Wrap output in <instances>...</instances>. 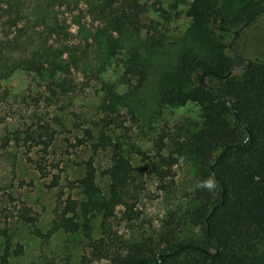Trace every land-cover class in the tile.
<instances>
[{"label": "rangeland", "instance_id": "rangeland-1", "mask_svg": "<svg viewBox=\"0 0 264 264\" xmlns=\"http://www.w3.org/2000/svg\"><path fill=\"white\" fill-rule=\"evenodd\" d=\"M141 1L145 28L114 34V50L107 42L109 28L97 12L101 0H22V19L21 0H0V67H6L0 74V251L5 244L13 250L21 246L9 264H109L108 258L90 253V242L103 234L99 212L86 214L88 228L81 211L75 218L77 230L56 224L63 211L60 202L69 195L83 199L76 180L89 159L102 191L107 183L102 170L114 152L129 160L141 182L133 216L123 215V207L117 206L108 226L124 242L156 240L169 215L181 214L189 204L198 184L194 163L181 160L163 178L151 164L170 148L167 139L157 153L160 135L175 132L176 125L193 130L201 122L194 102L159 103L162 77L176 66L187 34L190 0ZM9 7L17 10L10 27ZM231 10L232 5L224 6L226 13ZM22 26L18 45L5 46ZM230 43V49L245 50L248 58L249 47L264 55V12ZM131 48L147 58L140 87L125 75ZM33 51L34 62H27ZM41 125L51 138L46 152L35 143ZM85 128L91 129V137L76 144L77 137H85ZM98 131L106 133L109 146L94 149ZM36 160L47 165L45 174L36 169ZM53 174H59L55 183ZM181 236L200 239L201 232L183 227Z\"/></svg>", "mask_w": 264, "mask_h": 264}, {"label": "trees", "instance_id": "trees-1", "mask_svg": "<svg viewBox=\"0 0 264 264\" xmlns=\"http://www.w3.org/2000/svg\"><path fill=\"white\" fill-rule=\"evenodd\" d=\"M225 5H232L229 13L224 11ZM145 8L141 0H101L97 12L109 28V47L115 50L118 46L114 34L138 33L145 28L141 19ZM8 11L10 27L17 10L9 7ZM262 12L264 0H190L185 10L190 19L187 34L176 66L162 77L159 103L194 102L200 108L201 122L193 130L176 125L175 132L160 135L157 153L167 139L170 148L166 155L157 154L159 158L151 167L163 178L173 164L191 161L198 184L187 207L181 214L169 215L156 240L127 243L109 233L108 226L117 206L123 207V215L133 216L141 182L129 160L114 152L102 170L107 181L106 191H102L92 161H85L83 175L76 180L83 199L69 195L60 202L63 211L56 224L67 231L77 230L80 223L75 218L81 211L82 224L88 228L86 214L99 212L103 234L89 244L90 253L97 259L108 258L109 264H264V55L249 47L250 61L237 69L245 63L246 51L230 49L231 39ZM23 16L21 0V19ZM23 29L20 27L4 45L16 47ZM34 55L35 51L26 61L34 62ZM17 66H21V59ZM147 70V58L131 48L125 75L135 78L140 87ZM217 95H223L230 105L216 99ZM45 131L37 133L35 143H41L46 152L51 138ZM83 132L85 137H77L76 144L91 137V129ZM109 144L106 133L98 131L94 149ZM34 162L45 174L47 165ZM51 167L58 168V164L51 162ZM58 178L59 174H53L52 182ZM183 227H197L200 239L181 236ZM16 246L15 250L9 244L2 247L0 264H9L11 256L21 251V246Z\"/></svg>", "mask_w": 264, "mask_h": 264}, {"label": "water", "instance_id": "water-1", "mask_svg": "<svg viewBox=\"0 0 264 264\" xmlns=\"http://www.w3.org/2000/svg\"><path fill=\"white\" fill-rule=\"evenodd\" d=\"M232 51L233 52H238L235 49H232ZM244 57H245V63L244 64L237 65L235 68H237V69L238 68H242V67L245 66V64H247L250 61V59L248 57H246V56H244ZM231 71H232V69L229 70L228 75L231 73ZM203 87H206V86L204 85ZM216 99H223L226 104L230 105V102L223 95H217L216 96ZM161 257H162V254L161 253H158V258L160 259Z\"/></svg>", "mask_w": 264, "mask_h": 264}, {"label": "clouds", "instance_id": "clouds-1", "mask_svg": "<svg viewBox=\"0 0 264 264\" xmlns=\"http://www.w3.org/2000/svg\"><path fill=\"white\" fill-rule=\"evenodd\" d=\"M208 186H211L210 184Z\"/></svg>", "mask_w": 264, "mask_h": 264}]
</instances>
